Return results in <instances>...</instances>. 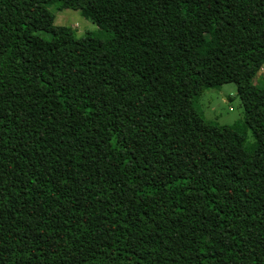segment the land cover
Wrapping results in <instances>:
<instances>
[{"label": "trees", "instance_id": "trees-1", "mask_svg": "<svg viewBox=\"0 0 264 264\" xmlns=\"http://www.w3.org/2000/svg\"><path fill=\"white\" fill-rule=\"evenodd\" d=\"M263 59L264 0H0V264H264Z\"/></svg>", "mask_w": 264, "mask_h": 264}, {"label": "rangeland", "instance_id": "rangeland-1", "mask_svg": "<svg viewBox=\"0 0 264 264\" xmlns=\"http://www.w3.org/2000/svg\"><path fill=\"white\" fill-rule=\"evenodd\" d=\"M44 11L50 25L70 27L78 38L101 34L99 26L92 20L80 11L65 9L60 2L51 4ZM253 83L258 87H264V59ZM199 106L208 120L221 125L240 124L244 121V107L238 95L237 86L233 83L225 84L218 90L205 91L199 99ZM248 142H253L250 131Z\"/></svg>", "mask_w": 264, "mask_h": 264}]
</instances>
